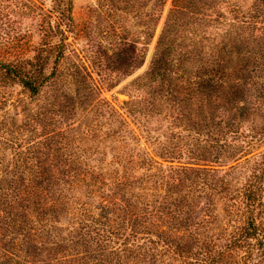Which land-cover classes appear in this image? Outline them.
I'll return each instance as SVG.
<instances>
[{
  "label": "trees",
  "instance_id": "obj_1",
  "mask_svg": "<svg viewBox=\"0 0 264 264\" xmlns=\"http://www.w3.org/2000/svg\"><path fill=\"white\" fill-rule=\"evenodd\" d=\"M116 1L103 0L102 6ZM76 31L73 0H0V156L10 150L19 158L9 164L0 161L1 242L10 245L5 251L0 247L5 254L0 264H33L29 255L23 263L17 260V236L35 240L32 231L41 228L35 227V221L49 224L42 220L49 211L46 199L57 194L60 202L55 199L54 206L70 204L77 209L81 198L77 193L99 197L103 205L96 216L84 203V218L78 217L84 252L76 248L79 240L71 248L77 255L84 253L82 264L263 261L264 123L258 122L256 112L264 108V0H173L148 70L127 86L129 99L123 104L139 132L123 113H112L109 105L100 103L101 86L89 84L84 89V83L94 78L76 66L79 69L70 76L91 98V108L84 107L85 117L109 120L115 115L120 124L121 130L106 134V139L121 142L110 146L109 172L86 163L47 162L56 151L50 149L55 145L52 130H44L45 139L37 142L42 150L49 147L43 151L46 159L21 163L25 155L41 157L42 152L33 144L26 152L16 149L24 141L17 135L22 127L6 112L7 104L13 103L10 88L18 85L33 99L49 84L56 64L67 56L69 35ZM140 44L137 39L119 40L110 56L112 71L130 75L129 71L140 69L147 56ZM89 68L84 61V69ZM96 73L104 80L108 77L103 71ZM163 112L171 120L170 128L162 132L165 141L152 134V122ZM28 114V125L34 120L52 125L48 112ZM177 127H183L187 136L173 131ZM128 138L145 139L157 148L140 152ZM88 139L93 140V135ZM222 154L237 162L225 172L207 163L182 161L218 162ZM242 177L246 182L233 187L232 181ZM105 185L113 193L105 192ZM118 191H131L135 199L119 205ZM204 198L209 202L201 207ZM223 199L233 201L220 207L235 216L229 226L218 222L217 202ZM111 206L115 208L110 212ZM202 208L212 222L200 217Z\"/></svg>",
  "mask_w": 264,
  "mask_h": 264
},
{
  "label": "rangeland",
  "instance_id": "obj_2",
  "mask_svg": "<svg viewBox=\"0 0 264 264\" xmlns=\"http://www.w3.org/2000/svg\"><path fill=\"white\" fill-rule=\"evenodd\" d=\"M102 3L103 0H73V18L77 31L69 35L67 41L68 50L66 51L67 56L56 64L57 69L55 77L48 85L42 88L39 95L31 99L18 85L9 89V91H11V96L9 98L13 103L19 102L16 103V105L9 102L6 106V112L14 116L18 125L22 127V129L19 130L20 133H17V135L18 138L24 140L16 149L26 152L33 144V147L42 152V154L41 152L39 153L41 157H33L34 155L30 154L25 155L26 160L21 161V163L43 161L46 159L44 156L46 154L43 153V151L47 152L51 149L56 151L55 153L53 152L54 155L51 154L52 156L47 153L50 155V159L48 160L47 158V162H64L70 164L86 163L95 166H103L105 171H110L113 163V151L110 149V146L118 147L121 142L119 140L115 142L112 141V139H106V134L109 130H121L120 124L116 123L117 117L115 115H109V120L105 118L97 120L85 117L86 112H84V107L91 108L92 104H89V99L91 98H88L86 92L83 93L81 91L83 85H79L70 76V73L75 69H79V67L76 68L77 65L82 67L83 73L86 70L90 71L88 74L91 73L94 78L90 83H84V89L85 86L89 84L101 86L103 91L100 103L105 107L109 105L107 109L109 110L112 108V113H123V115L127 117V121L131 122L130 127L136 132L140 131L138 125L133 122V118L130 115L127 116L123 104L124 101L129 99L127 86L138 75L148 70L155 51L158 36L169 13L170 7L172 6L173 0H117L116 3L110 7L106 4L102 6ZM188 28L190 27L188 26ZM153 32L154 35H152ZM121 39L128 41L137 39L141 41L142 44H140V47L147 55L144 65L140 69L135 70V72L129 71V74L131 73L130 75H122V73H120V75L118 71H112L114 64L110 56L113 53V49L116 48L117 42ZM34 42H39V36H35ZM186 44H188L187 41ZM1 50L2 49H0V55H2ZM87 58H89L91 62H89ZM99 59L103 60L101 65H99ZM94 60L95 63H93ZM84 61L86 65L90 66L89 69H84ZM93 67H95V69H92ZM48 70L50 71V69ZM98 71H103V74H107V79H102L101 75L96 73ZM78 88H80V90H78ZM24 106H27V108H24ZM29 108L31 110H29ZM28 112L34 117L37 116V112H48L52 120V125L46 126L42 121L43 125H40L37 120L32 121L31 124L28 125L27 119L30 117ZM2 113L5 112L3 111ZM91 116L95 118L98 117L92 114ZM256 119L258 122L264 123V108L257 110ZM170 121V119H167L166 113L164 114L163 112L157 120H153L152 125H154V130L152 134L154 136L160 135V138L163 134L162 132H165L166 128H170ZM35 126L37 131H35ZM44 130L45 132H49V130L55 131L56 134L50 137L53 138L55 142V145H52L53 148L47 149L49 147L46 146V148L42 150L43 146H41V143H37L45 139L46 135ZM173 131H182L186 136L188 134L183 127L173 128ZM35 133L37 134L34 136ZM92 135L93 140L88 139V136ZM161 140L165 141L164 136L161 137ZM128 141L130 146L136 147L140 152H143V150L153 152L154 148H157L156 145L145 139L136 142L128 138ZM261 149H264V147ZM227 156L228 154H222L218 162L201 161L200 159H183L182 161L201 163L202 166L207 163V166H213L225 172L229 167L237 163ZM99 158H103L104 160L100 163L98 161ZM211 158H209V160H211ZM17 159L19 158L13 156L10 150L6 151L4 156H0V161L5 164L17 161ZM158 160L161 161L160 158H158ZM243 160L244 159L238 162H242ZM174 163L177 164L178 162L174 161ZM245 179L246 178L242 177L240 180L237 179V181H232L233 187H241L242 183L244 184L246 182ZM102 187H104V185H102ZM103 190L113 193L112 190L108 189V186ZM77 195L81 197L79 199L81 204H77V209H72L70 204L66 206H63V204L54 206L53 202L55 199H57V202H60L57 198V194H53L51 200H49L50 197L46 199L49 211L46 210L47 213L44 214L42 220H49V224L42 226L35 221V227L42 228V230L40 228V230L32 231V234L34 232L36 233V235L33 236L35 240H31V237L17 236L16 242H18L20 246L17 260L22 262L27 258L29 259V255L30 258L34 260L33 264H82V262H84V253H79V255H77L76 251L73 249L76 241L79 240V245H77L76 248H80L79 251L84 252V243L80 244L82 241L80 234H82L84 230L81 228L83 225H80L81 223L78 217L84 218V203H87L88 208L92 210L91 214L96 216L101 212L100 207L103 205L99 197L91 198L79 193H77ZM116 195L119 197V205L129 204L135 199L131 191H118ZM236 200L239 199L236 198ZM207 202H209V200L206 198L202 199L201 207H206ZM225 202L229 203L233 201L223 199L217 202L218 210H220V212L217 210L219 214L218 222L229 226L232 221L231 219L235 218V216L233 214L228 215L227 212L220 208ZM113 208L115 207L111 206L112 210H110V212L113 211ZM50 209L55 211L52 212ZM206 214L208 213H205L204 208H202V210H200V217H202L205 222H212L213 217H208ZM35 216L36 215L33 214L34 220L37 219ZM113 218L114 215L111 216V219ZM3 233L4 230L0 229V247L5 251L10 245L7 241L4 243L1 242ZM50 237H52L51 242ZM52 241H56L57 243L52 244ZM251 248H253V246ZM3 251H0V256H5ZM26 251L29 252L26 253ZM241 252L243 253V251ZM258 264H264V260L259 261Z\"/></svg>",
  "mask_w": 264,
  "mask_h": 264
}]
</instances>
